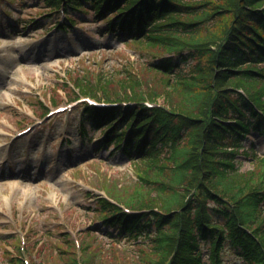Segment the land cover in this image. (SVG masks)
Returning a JSON list of instances; mask_svg holds the SVG:
<instances>
[{"label": "trees", "instance_id": "trees-1", "mask_svg": "<svg viewBox=\"0 0 264 264\" xmlns=\"http://www.w3.org/2000/svg\"><path fill=\"white\" fill-rule=\"evenodd\" d=\"M42 1L54 8L61 3ZM10 4L0 0L9 13ZM89 7L94 17L113 14L109 26L132 36L141 50L169 56L143 63L156 74L153 85L135 71L126 74L125 85L119 78L92 84L85 76L73 85L105 99L162 97L171 112L140 105L91 113L96 126L114 123L105 140L114 137L136 176L128 186L112 181L103 188L119 203L147 212L128 215L97 198L90 210L100 225L83 230L82 264H111L93 260H103L105 238L137 244L134 258L119 257L117 264H224L226 246L246 264H264V157L250 156L251 171L237 165V156L247 155L246 134L264 135V0H68L67 11L87 18ZM188 60L193 63L186 66ZM124 120L131 122L127 133H117ZM62 236L52 251L54 264H62L68 250L69 263L77 264L73 241ZM39 241H30L28 252H41ZM12 247L16 256L8 262L24 264L18 244Z\"/></svg>", "mask_w": 264, "mask_h": 264}, {"label": "rangeland", "instance_id": "rangeland-1", "mask_svg": "<svg viewBox=\"0 0 264 264\" xmlns=\"http://www.w3.org/2000/svg\"><path fill=\"white\" fill-rule=\"evenodd\" d=\"M45 7L43 2L12 0L14 12L9 16L0 9V264H10L4 250L12 252L9 244H17L16 237L28 245L40 238L42 251L28 252L26 247L24 256L31 263L54 264L57 257L52 251L62 233L82 240L84 227L96 220L90 208L95 207L96 196L104 194L103 185L114 181L118 187L128 186L135 179L133 161L112 144L99 147L105 126L88 128L93 140L83 144L81 103L70 116L46 118L39 115L40 101L48 110L55 107L52 98L58 106L68 103L76 95L68 83L73 77L87 76L92 84L100 78L102 82L119 78L123 85L130 71L140 72L147 84L157 78L141 59L151 60L153 55L131 40L106 33L105 21L87 19L68 34L49 30L55 15L42 24L27 25L31 13ZM40 13L33 15L37 21ZM192 63L189 60L186 66ZM95 99L105 100L101 95ZM157 102L166 104L162 97ZM33 122L32 130L14 141L17 132ZM243 146L264 155V136L252 132ZM238 162L241 171L255 167L247 156H239ZM104 245L103 260L94 256L95 263L117 264L113 260L119 257L129 263L137 253V244L129 241L105 238ZM203 256L206 259L205 252ZM71 258L69 250L63 253L62 264H70ZM225 264L244 262L226 251Z\"/></svg>", "mask_w": 264, "mask_h": 264}]
</instances>
